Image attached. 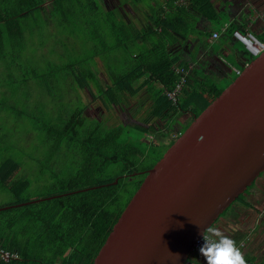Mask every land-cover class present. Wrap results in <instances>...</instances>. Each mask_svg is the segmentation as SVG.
<instances>
[{"label": "trees", "instance_id": "obj_1", "mask_svg": "<svg viewBox=\"0 0 264 264\" xmlns=\"http://www.w3.org/2000/svg\"><path fill=\"white\" fill-rule=\"evenodd\" d=\"M121 1L142 11L140 24L104 0H0V89L7 95L0 104L5 111L14 100L24 105L11 107L20 117L29 111L25 116L41 123L37 127L52 155L81 159L77 169L57 178L51 192L31 199L21 196L27 188L19 177L22 164L10 155L1 159L0 185L18 198L0 208V264H92L146 176L142 160L148 156L152 167L187 127L180 123L173 138L175 115L188 113L192 121L224 89L201 69L189 74L188 61L175 52L190 36L208 43L213 32L188 27H196L199 15L219 21L211 0ZM237 29L264 41V32L235 22L219 38L236 39ZM243 51L245 62L235 63L240 70L254 58L245 45ZM179 84L174 101L169 93ZM57 89L62 102L54 99ZM145 94L149 116L135 123L110 124L102 113H86L96 99L107 110H124L127 100L130 105ZM54 102L62 113L57 123L40 114L44 103ZM243 195L234 202H242Z\"/></svg>", "mask_w": 264, "mask_h": 264}, {"label": "water", "instance_id": "obj_2", "mask_svg": "<svg viewBox=\"0 0 264 264\" xmlns=\"http://www.w3.org/2000/svg\"><path fill=\"white\" fill-rule=\"evenodd\" d=\"M145 172L92 264H184L264 172V51Z\"/></svg>", "mask_w": 264, "mask_h": 264}, {"label": "rangeland", "instance_id": "obj_3", "mask_svg": "<svg viewBox=\"0 0 264 264\" xmlns=\"http://www.w3.org/2000/svg\"><path fill=\"white\" fill-rule=\"evenodd\" d=\"M105 5L108 7L119 8L120 12L130 21H134L137 24H140L139 17L143 18V13L136 6L130 5L129 2L125 3L121 0H104ZM216 10L223 5L222 11L219 13V21H214L211 23V20L204 15H201L199 20L203 23V20L207 23L204 25V30L212 32L213 27H221L225 22H228V25L225 30L222 32L225 33L227 28L230 25V21L241 24L244 14H248L247 11L250 10L252 18L251 23L244 22L245 27H249L250 30H255L258 33V29L255 26V17L261 13L262 20L264 21V11L260 10L256 5V1L252 0H211ZM227 1V2H226ZM252 7V10L251 8ZM244 8V9H242ZM250 8V9H249ZM189 10L194 12L192 8ZM263 12V13H262ZM256 15V16H255ZM237 16V17H236ZM198 23L199 26L202 23ZM190 30H197L198 27H188ZM194 34V33H193ZM221 38V37H220ZM212 39L210 37L207 39L208 43L199 41L198 38H186L182 43H178L175 46V52H178L182 59L188 61L189 68L187 72L190 74L196 73V68L201 69L200 74H211L221 87H226L232 79L237 75L234 73L232 76L233 70L239 68L235 63L238 61L237 55L241 56L240 62H245L244 57V44L239 39H234V37L228 36L224 39ZM234 39V40H233ZM71 48L69 47L68 50ZM33 50V49H32ZM35 50V49H34ZM44 50V49H43ZM41 50V51H43ZM67 50V51H68ZM45 52L47 50L45 49ZM37 55V52L35 53ZM65 56L67 54L65 53ZM256 57V56H254ZM101 65H103L101 63ZM42 67V66H41ZM101 68L106 72V68L101 66ZM64 74V73H63ZM108 74V73H107ZM106 74V75H107ZM62 75V74H59ZM200 75H198L199 77ZM65 77V76H64ZM234 77V78H233ZM62 78V77H61ZM63 81V79H62ZM43 93L45 89L41 90ZM55 100H64V95L59 89L55 90ZM66 92V91H65ZM61 95H56L60 94ZM54 94V93H53ZM68 94V92H67ZM85 100H89V95L84 92ZM6 92L3 89H0V98L3 100L6 97ZM42 95H38V99ZM11 99H8V103ZM56 102V101H55ZM55 102L50 107L44 103V114L52 123H57L58 113H61L55 107ZM15 103V100H14ZM13 102L9 103L10 108L6 111L0 112V161L6 156L10 155L16 158L22 164V170L19 177L27 181V188L22 191V198H37L44 197L46 194L51 192L53 189V183L57 178L65 177L67 173L73 169H77L80 158H75L71 156H65L60 153L52 155L49 148L48 141L45 140V135L42 133L41 128L37 126L41 123L36 122L34 119H29V111L25 115L21 114L19 116L18 112L15 111V107L12 108L11 105H16ZM150 99L148 95H139L138 98L131 100L130 105H124V110L117 108L116 110H107L101 101L98 99L94 100L92 104L87 108L86 113L89 116H99L100 113L107 117L110 121V124L118 122H128L131 121L135 123L138 120L146 119L149 116V106ZM28 105H25L27 107ZM16 107L22 108L24 105H16ZM17 109V108H16ZM11 110V112H10ZM31 112V111H30ZM64 112V111H63ZM35 116H40L38 112L31 113ZM62 114V113H61ZM175 124L171 129V136L173 138L178 135L180 132V123L184 126L188 125L191 122L190 115L188 113L178 112L175 117ZM177 120V121H176ZM159 132L164 134L166 130L161 128ZM77 157V156H76ZM142 164L145 169H148L152 165V160L148 156L142 160ZM112 169V168H111ZM262 179H264V172L255 180L253 185L258 184ZM252 185V186H253ZM251 186V187H252ZM251 188L248 189L243 198H248V193ZM261 199H264V192L259 195ZM18 198V197H17ZM16 196L5 186L0 185V208L7 206L8 204L14 203L17 201ZM238 201L234 202L230 208H232ZM229 210V209H228ZM226 211L221 215L218 220L214 223L213 226L219 225L221 220L226 217L230 211ZM224 216V217H223ZM242 244L245 245V242L242 241ZM196 253V252H195ZM190 256L192 260L194 254Z\"/></svg>", "mask_w": 264, "mask_h": 264}, {"label": "crops", "instance_id": "obj_4", "mask_svg": "<svg viewBox=\"0 0 264 264\" xmlns=\"http://www.w3.org/2000/svg\"><path fill=\"white\" fill-rule=\"evenodd\" d=\"M255 1L256 5L258 4L257 6L259 7V9L264 11V0ZM221 2H224V0H221ZM250 8L252 10V7ZM222 9H225L223 8V5L220 6L218 12L220 13ZM247 12L248 14H244L242 18L243 22L240 24L241 26H245V24H243L244 22H247L248 24L251 23L250 19L252 18V16L251 13H249L250 10ZM199 16L201 17V15ZM261 17L262 15L260 13L254 19L255 26L260 33L264 32V21ZM200 22V20L197 21L196 27H198L199 30L203 31L204 25H207V23L203 20V23L201 22L202 24L199 26L198 23ZM228 22H225L222 25V29L213 27L212 32L217 30L223 33L222 31L226 29ZM232 22L230 21V24ZM240 58L241 56L237 55L236 59L238 61L236 62L241 63ZM3 111H5V104H0V112ZM262 192H264V179H262L258 184L251 187V190L248 193L249 199L244 198L242 202L238 201L237 204L230 208L231 212L226 214V217L223 216L224 218L221 220L219 225L216 226L224 230L227 235H229L237 242V245L239 247H242L241 251L245 256L247 264H264V199H261V197H259ZM230 209L228 211H230ZM242 241L245 242V245L242 244ZM192 260L196 264H207L205 257L199 252H196L194 254Z\"/></svg>", "mask_w": 264, "mask_h": 264}, {"label": "clouds", "instance_id": "obj_5", "mask_svg": "<svg viewBox=\"0 0 264 264\" xmlns=\"http://www.w3.org/2000/svg\"><path fill=\"white\" fill-rule=\"evenodd\" d=\"M202 238L204 243L199 251L207 264H247L237 242L221 228L209 225L204 229Z\"/></svg>", "mask_w": 264, "mask_h": 264}, {"label": "built area", "instance_id": "obj_6", "mask_svg": "<svg viewBox=\"0 0 264 264\" xmlns=\"http://www.w3.org/2000/svg\"><path fill=\"white\" fill-rule=\"evenodd\" d=\"M221 35L220 31H213V34L211 36V39H217L219 38ZM234 36L236 39H239L243 42V44L245 45L246 49L251 53V55L253 56H258L260 53H262L264 51V41L261 40L260 38H258L252 31H242V30H235L234 32ZM239 71V70H238ZM182 85L179 84L178 87L169 93L170 98H172L174 101H176L177 99V94L178 92L181 90ZM204 241L203 238L201 237L196 246H195V252H199L200 247L203 245ZM5 258L9 259L10 258V254L8 252L4 253ZM184 264H195L194 262L190 261V259L188 261H186Z\"/></svg>", "mask_w": 264, "mask_h": 264}, {"label": "bare ground", "instance_id": "obj_7", "mask_svg": "<svg viewBox=\"0 0 264 264\" xmlns=\"http://www.w3.org/2000/svg\"><path fill=\"white\" fill-rule=\"evenodd\" d=\"M238 70H239V71H241V70H240V68H237V69L235 70L237 74L239 73V71H238Z\"/></svg>", "mask_w": 264, "mask_h": 264}]
</instances>
